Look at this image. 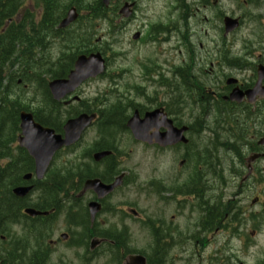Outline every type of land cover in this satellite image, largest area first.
<instances>
[{
  "label": "rangeland",
  "instance_id": "obj_1",
  "mask_svg": "<svg viewBox=\"0 0 264 264\" xmlns=\"http://www.w3.org/2000/svg\"><path fill=\"white\" fill-rule=\"evenodd\" d=\"M146 1H154V3L163 5L162 1ZM262 11L264 12V7L262 8ZM204 14L205 16L208 15L210 18H213V21L217 20L213 11L205 12ZM162 15L163 13L155 10H153L151 13H139L140 17L147 16L150 19H153L154 21L159 19L167 20V17L165 15ZM209 25L210 24L208 22L203 24V26L205 27ZM137 27L138 25L132 22L126 27L119 29V31H116L114 35H112L111 33L105 34L104 42L107 41V44L103 45L107 48L106 55L109 56L110 61L108 71L113 72L114 70L120 68L121 59H119V54L121 50L122 52L124 51L131 55L132 64L134 63V53H140V56H144V54L149 51L150 53L155 52V56L158 60H162L164 57H171L178 53V48H176V42L173 41L157 44L155 46L150 47H148L142 42H134L132 36L137 30ZM106 28L107 24L103 26V30L101 32H105ZM196 29L198 30V28ZM171 33L175 35V32L172 31ZM213 33L214 31H210V35L206 37L205 43L208 42L209 37L213 35ZM248 33H250V25L247 26V29H244L242 31L240 35L241 39L233 38L235 42L233 50L235 53H243L242 50L244 44L242 39H246V37L249 38L250 35H248ZM258 49L259 48H257L256 51ZM102 83L103 81H94L89 83V85L85 86L83 90L80 91V95H82L83 99L91 100V98L95 95L96 85ZM107 85L108 82L106 81V86ZM155 89L159 90V92L157 93L159 98H163L165 90H162L159 86H156ZM114 98H112V100ZM137 101L141 104H146V101L143 99L137 98ZM254 123V118H250V132L255 131L264 133V116L257 124ZM89 135H94V139L96 137L95 132L90 133ZM127 136L129 135L127 134ZM87 139L88 136L86 137V141ZM84 144L85 143L83 142L81 145ZM134 147L135 144H130V146L125 149L127 153L133 154L131 157L125 158V165H123L124 168L132 169V172L135 175L137 174V172H142V178L147 180H152L153 177L158 174H160V176L162 174H171L172 179L176 176L177 173L173 172L176 170L177 166L175 163H172V160L174 159V154L168 153L165 155H161L156 154V151L153 149H146V165L141 167V165L138 163L139 152L135 150L131 151V149H133ZM247 151L248 150L246 149L245 153H247ZM221 155L223 156L222 160L225 167V171H222L220 177V181H222V199L224 200V203L227 202L231 206H235L236 209L241 208L242 212L240 221H234L233 223L234 226H236L240 230L238 231L240 232V234L238 232H233L232 234L233 230H226V228H222L221 230L215 232L214 235H210L211 240L208 244L204 246L205 248L202 251V258L203 260H205L206 256L213 255L215 252H217L220 257H222L223 255L228 257L232 256L231 260H236L238 263L242 262L243 264H261V262H263L264 264V157L256 161L251 181L249 179L248 181L243 182V177L246 176V173L248 172L247 166H244L242 163L241 165L244 167L239 166L240 160H238L239 158L237 154L231 151H227ZM247 156L248 155L246 154V157ZM64 157L65 155L63 156V158ZM156 166H158L159 172L155 171ZM216 168L220 172L221 165H218ZM139 186H146V184L137 186L129 184L125 188H121L120 191L117 193L118 200L113 199L112 202L116 203L118 201H124L126 198L127 202H130L134 208L142 210L150 217L159 215L160 217L167 219V217L169 218L175 215V221L177 224L178 222L182 223L187 221L188 218L192 219L193 217H196V214L191 215V211L189 210H184L183 217H178V214L181 212L178 213L175 204L173 206H166L164 210H161L158 204L154 203L152 198H147L144 193L139 194L137 190ZM258 196H260V200H257ZM189 201L191 202V200ZM189 221L192 224V220L189 219ZM252 230L256 232L251 233ZM14 233H19V230L15 229ZM207 237L208 235H206V238ZM246 240L249 242L250 248L246 247ZM194 264L198 263L195 262Z\"/></svg>",
  "mask_w": 264,
  "mask_h": 264
},
{
  "label": "flooded vegetation",
  "instance_id": "obj_2",
  "mask_svg": "<svg viewBox=\"0 0 264 264\" xmlns=\"http://www.w3.org/2000/svg\"><path fill=\"white\" fill-rule=\"evenodd\" d=\"M202 1V0H200ZM182 6L178 5L175 7V9L179 10L178 19L181 20V13L180 10ZM206 7L205 3H202L200 5L196 6V11L193 15L197 16L199 15V11H202L203 8ZM184 15L183 18H186L188 24L190 23V11L188 10V6L183 7ZM200 17V16H199ZM211 66H215V63H211ZM217 67V66H215ZM238 70V79L232 76L225 75L227 78H224L223 72L221 69L211 67L209 69V82H217L218 87L221 88L222 91H224V94L217 96L218 98H223L226 101V105L228 108L221 109L220 113L215 117L214 121L218 119H222L221 115L227 116L232 115V118L234 117V125L235 126V132L236 137L233 134L232 138H234L235 142H231V149L229 151L236 153L240 156H245L244 160L247 163L246 154L247 157L250 156V99H247V101H243L241 103L237 102H231L230 100L226 99L230 95V93L238 87V89L242 90L243 92H247L250 90V88L253 86L251 85L250 80V74H247L250 72V70L247 69H237ZM185 74V73H184ZM236 79L235 83H230L228 79ZM204 108H206V102L202 103ZM98 113V112H97ZM99 114V113H98ZM118 119H115L114 122H116ZM124 121H128L127 119H124ZM212 122V123H213ZM179 123L183 124L184 119L180 120ZM228 130H230V127L227 129L223 128L220 131V128H218V132L214 134L217 139H221V135L224 136L227 134ZM221 134V135H220ZM216 140L217 144L219 141ZM211 144V140L210 143ZM183 148L184 152L189 151V146L187 145H175V147H171V149L175 148ZM223 147V146H222ZM248 150L247 153H245V150ZM103 162V161H102ZM102 162L96 163L98 167L102 166ZM101 164V165H100ZM102 176L106 177L108 174L107 169L102 168ZM199 172H195L193 177L190 178L188 181L181 180L179 177L176 179H173L169 184L168 181L162 180L160 181L159 178H156V181L153 183V201L155 199V203L158 204L161 210H164V208L169 203V200L167 197L163 198V195L166 192H160V188H163L167 191H174L176 187H184L182 193H185L188 191L189 186L193 185L194 187H202L203 190H206L204 193L199 195L202 198V201L204 199H207L211 202H214L219 194H220V187L221 182L220 181V173L217 171V169L211 164L206 163L205 165L199 166ZM190 174H185L184 177L188 178ZM160 182H159V181ZM22 184V182H20ZM47 184L46 182L44 185ZM162 186L160 187V185ZM208 195V196H207ZM198 196V195H197ZM84 197L86 199L87 203L90 202H98L100 204V209L95 215V217L98 219V222L91 230H87V233H99L101 230V227L104 225H109L110 220L107 217L108 215V209L111 204V199H118L116 196L109 198H98V195L94 191H88L84 194ZM162 207V208H161ZM129 210L132 209V207L128 208ZM128 209L122 208V210L126 213L131 215L128 212ZM134 209V208H133ZM135 210H137L135 208ZM211 211H209L206 207L204 208L203 212L199 215L198 218H196L193 222L197 226H207L210 224V221H216L219 219V222L221 221V217L218 216L217 213H212V208H210ZM179 213V211H178ZM134 217L136 218L138 222V230L140 231V237L141 239H145L147 242L151 240V247L152 249L156 251H163L166 247L170 246L171 244H176L177 247H180L183 251H188L187 246L190 243V236L188 235L190 233L191 223L189 220L185 222H178V224L175 221V215L171 217H167V219L160 217L159 215L150 217L148 214L141 210H137V213H134ZM132 216V215H131ZM178 217H183V213H179ZM100 221V222H99ZM150 221V222H148ZM96 222V221H95ZM95 224V223H94ZM41 232H33V234L38 233L39 235L42 234L43 238L41 239V242L44 241L46 237L47 232V220L43 219L41 221ZM212 226V225H210ZM210 234L212 231L208 230ZM205 231L204 233L208 232ZM215 231H218L217 228ZM5 230L0 225V233H4ZM67 235L64 236L63 232H61L60 229H57L56 227L54 230H52L49 233V237L47 235L45 240V245L43 246V249H41V252L43 253V256L41 258V264H71L72 260L78 253V245L77 240H73L71 236L66 233ZM93 235V238L98 236ZM37 237H34L33 240H36ZM105 239V238H103ZM189 247V246H188ZM19 249L24 250L21 245H16L15 250H17L16 254L12 256L14 260L17 259V253ZM72 253L73 256L70 258V254ZM158 254V253H157Z\"/></svg>",
  "mask_w": 264,
  "mask_h": 264
},
{
  "label": "water",
  "instance_id": "obj_3",
  "mask_svg": "<svg viewBox=\"0 0 264 264\" xmlns=\"http://www.w3.org/2000/svg\"><path fill=\"white\" fill-rule=\"evenodd\" d=\"M69 22L66 19L63 25ZM83 63V64H82ZM103 70V60L100 55H92L90 58L82 57L80 62L77 63V69L73 72L68 81H54L51 83L52 92L57 99L62 98L69 89L76 88L85 78L96 75L98 72ZM22 126L26 135V146L30 152L35 156L36 163L38 166L37 173L42 176L48 163L56 150L62 145H69L79 138L81 130L89 124L91 117L87 115H81L77 119H73L68 122L66 126V139H61V136H55L52 138V133L47 130L37 129L32 122V115L22 113ZM149 119L135 121L132 123L134 134L137 138L142 140L152 141L153 137L160 139L157 136L149 134L151 123ZM38 126V125H37ZM42 136L40 139L37 137ZM170 137V136H169ZM264 143V138L262 139ZM97 186V183L94 185ZM16 192L20 195H24L27 191L24 189H16ZM36 214L35 212H31Z\"/></svg>",
  "mask_w": 264,
  "mask_h": 264
},
{
  "label": "trees",
  "instance_id": "obj_4",
  "mask_svg": "<svg viewBox=\"0 0 264 264\" xmlns=\"http://www.w3.org/2000/svg\"><path fill=\"white\" fill-rule=\"evenodd\" d=\"M18 1L19 0H0V20H1V17L2 16H4V17L10 16V14L12 13V10H10V8H12L11 5H14V7H16V5H17V7H18V4H19ZM97 6H98V9L100 10V14L101 13H104V9H103V5H102L101 1L98 3ZM7 155H8L7 152H4V151L3 152H0V158L5 157ZM14 160H15L14 157L11 158V160L9 161L10 162V165L13 164ZM15 164H16V162H15ZM22 172L23 171L16 172V170H14V173L12 174L11 171H8L6 169L4 171V174H6V175L2 176V179L0 180V182H2L3 179H6L5 181H17V180L21 179ZM4 187L6 188V190L8 192V194L6 196H7L8 201H9V193L10 192L8 191V184H5V185L3 184V186L1 187V189L4 188ZM8 201H5V198L4 197L0 198V220H1L2 217H6L7 214L10 213L11 210H12L10 208V211H9V208L8 207L10 206V202H8ZM12 204L13 205H16V206L19 205L18 201L15 200L14 198L12 200ZM19 207H21V204H20ZM228 208H229V206L227 204H223V203L221 204V214H222V217H224L228 212H230V210L232 209V206L229 209ZM13 213H15L16 216H17L18 213H19V211L17 209L16 210H13ZM16 216H15V220H16ZM30 228H35V226L34 225H31Z\"/></svg>",
  "mask_w": 264,
  "mask_h": 264
}]
</instances>
